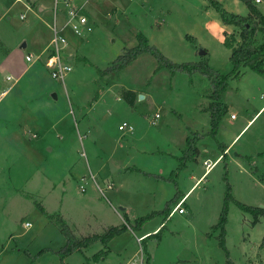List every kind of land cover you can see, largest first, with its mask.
<instances>
[{
	"label": "rangeland",
	"instance_id": "obj_1",
	"mask_svg": "<svg viewBox=\"0 0 264 264\" xmlns=\"http://www.w3.org/2000/svg\"><path fill=\"white\" fill-rule=\"evenodd\" d=\"M106 1L85 16L91 32L62 29L72 69L62 84L43 64L25 61L29 54L45 57L52 0H0V88L10 87L0 103V264H264V218L254 222L239 207L264 208V75L248 68L232 75L223 24L211 3L240 16L247 15L246 5ZM251 1L264 16V0ZM56 14L61 28L66 14L62 7ZM138 33L177 64L201 61L204 50L208 65L228 76L221 95L228 112L215 138L197 141L194 160H183L187 138L210 129L205 77L157 69L148 53L100 74L137 45ZM227 36L238 38V29ZM121 90L135 92L133 106ZM155 114L160 118L153 125ZM123 123L133 132L120 131ZM221 145L229 146L225 158ZM211 166L185 197L183 214L167 216L166 203L186 194ZM48 215H60L77 238L124 230L62 258L66 239Z\"/></svg>",
	"mask_w": 264,
	"mask_h": 264
},
{
	"label": "trees",
	"instance_id": "obj_2",
	"mask_svg": "<svg viewBox=\"0 0 264 264\" xmlns=\"http://www.w3.org/2000/svg\"><path fill=\"white\" fill-rule=\"evenodd\" d=\"M240 1L247 7L248 13L246 16L229 13L218 2L214 1L211 3L213 8L219 14L220 20L224 26H232L235 29H238V38L235 36L229 37L227 34L224 35L223 44L230 50L229 62L233 68L232 75L238 77L241 68H248L258 75H264V16L257 10L251 0ZM203 52L204 54L201 56L203 59L199 62L177 64L165 57L154 45H151L149 40L142 33H138L137 45L132 48L124 49L123 53L119 55L110 66L100 72L101 75H106L114 71L122 70L139 55L148 53L156 59L158 63L157 69H166L171 74L180 73L188 76L199 74L208 80V99L210 102L204 111L208 113L210 129L206 134L193 133V137L187 138L186 147L184 149V159L182 158L184 162L187 160H194L198 157L200 152L196 147V143L203 138V136L208 135L215 138L218 125L228 112L227 105L221 101V95L228 86V76L222 75L210 67L206 58L207 53L204 50ZM120 94L122 99H124L130 106H133L136 99V94L133 91L121 90ZM226 150L227 147L221 145L222 158L226 157ZM181 167H183V164ZM182 197L183 195L179 192L176 193L173 200L170 203H166L163 212L169 216L171 212L170 206L172 204L176 205ZM239 207L244 212L251 214L254 218V222H257L260 217L264 218L263 207H248L242 204H239ZM37 208L42 214L47 215V212L42 206L38 205ZM225 215L226 211L224 210L219 223L221 227H223L225 223ZM48 217L49 219L55 220L60 232L66 239L65 245L60 251H58L62 258L72 252L80 251L82 248L91 244L94 240L99 238L107 240L120 234L124 230L123 227H110L102 237L99 235H93L77 238L65 224L60 215H48ZM142 221L143 220L141 219L139 222L141 223ZM145 238H143L141 243L144 252L145 249L143 244L146 240ZM220 247L225 250L223 238L220 241ZM261 247H264V237L261 242Z\"/></svg>",
	"mask_w": 264,
	"mask_h": 264
},
{
	"label": "built area",
	"instance_id": "obj_3",
	"mask_svg": "<svg viewBox=\"0 0 264 264\" xmlns=\"http://www.w3.org/2000/svg\"><path fill=\"white\" fill-rule=\"evenodd\" d=\"M131 1V0H128ZM256 3L259 2V0L255 1ZM53 4V10H54V20H53V26L51 27L52 31V38L49 41V44L47 46L45 57H42V54L36 56L35 58L29 54L25 56V61L28 63L32 62H39L44 65V67L47 69L49 75L51 78L60 81L62 84L64 83V80L66 76L72 71L71 67L68 65V60L66 61L65 56H67V53L65 51V45L66 40L61 35L62 29L69 28L74 32V34L78 36H83L85 33H89L92 31L91 24L88 23V19L85 18L84 15L81 14L82 8L76 7L73 5L71 0H52ZM62 7L66 14V20L65 23L61 28H58L57 22H56V12L58 9ZM26 8H29L26 6ZM20 19H24V15L20 16ZM85 28V30H84ZM12 77L8 76L6 77V81H11ZM10 88L7 89H1L0 88V102L1 100L7 95ZM160 118L159 114H155L153 121L151 122L153 125L155 124L156 120ZM230 120H236L235 114L230 115ZM120 131H128L129 133L133 132V128L123 123L119 126ZM208 166V163H206ZM107 188L110 189V185H107ZM184 203V199H181L171 210L169 216H171L174 212H178L179 214H183L184 210L182 208V205ZM30 223H24V228H30ZM143 259H140L138 264H143ZM137 264V263H135Z\"/></svg>",
	"mask_w": 264,
	"mask_h": 264
},
{
	"label": "crops",
	"instance_id": "obj_4",
	"mask_svg": "<svg viewBox=\"0 0 264 264\" xmlns=\"http://www.w3.org/2000/svg\"><path fill=\"white\" fill-rule=\"evenodd\" d=\"M18 1H21V0H16V2H18ZM72 1V3H73V5L74 6H76V7H79V8H82V10H81V14L82 15H84V16H86L87 14H94V15H96V13H97V9H98V5L99 6H102V5H104V4H106L107 3V1L106 0H97V2L95 3V2H93L92 0H71ZM41 7V6H40ZM39 7V8H40ZM38 8V9H39ZM42 8V12H40V13H43V12H45V8L42 6L41 7ZM63 10V9H62ZM231 28H232V26H224L223 25V27L221 28V31H222V41H223V43H224V35L225 34H227L228 33V31L229 30H231ZM224 45V44H223ZM229 50V49H228ZM230 51V50H229ZM70 59V58H69ZM69 59H68V61H69ZM26 75V72H23L22 73V76L24 77ZM10 88V87H9ZM9 91H10V89H9ZM132 91V90H131ZM134 92V91H133ZM135 93V92H134ZM9 94V92L7 93V95ZM6 95V96H7ZM5 96V97H6ZM4 97V98H5ZM3 98V99H4ZM3 99L1 100V102L3 101ZM120 98L118 97L117 98V100H119ZM0 102V103H1ZM35 137V136H34ZM33 137V138H34ZM227 147V150H228V148H229V146H226ZM220 156V155H219ZM206 162H208V160H206L205 161V163ZM214 165V164H213ZM212 168V166L211 167H209V168H207V170L203 173V175H201L197 180H195V184L187 191V193L186 194H184L183 195V199H185V197L190 193V191L192 190V188L202 179V177L210 170ZM192 180H194V177H192Z\"/></svg>",
	"mask_w": 264,
	"mask_h": 264
},
{
	"label": "water",
	"instance_id": "obj_5",
	"mask_svg": "<svg viewBox=\"0 0 264 264\" xmlns=\"http://www.w3.org/2000/svg\"><path fill=\"white\" fill-rule=\"evenodd\" d=\"M38 11H39V13L42 12V8L40 7V8L38 9ZM19 49H20V50H24V49H26V44H25V43H22V44L20 45ZM200 54L203 55L204 52L201 51ZM53 98L56 99L55 95H53ZM120 210H123V209H120Z\"/></svg>",
	"mask_w": 264,
	"mask_h": 264
}]
</instances>
